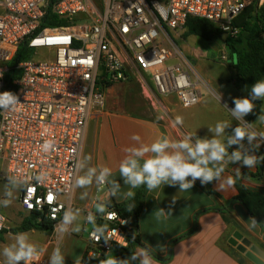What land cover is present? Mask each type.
Returning a JSON list of instances; mask_svg holds the SVG:
<instances>
[{
    "label": "built area",
    "instance_id": "2783aa9c",
    "mask_svg": "<svg viewBox=\"0 0 264 264\" xmlns=\"http://www.w3.org/2000/svg\"><path fill=\"white\" fill-rule=\"evenodd\" d=\"M256 2L264 0H0V92L21 43L28 42L32 51L16 66L21 73L15 94L22 104L15 112L0 111L4 179L22 174L33 185L31 192H20L23 211L55 228L63 211L73 207L74 161L81 158L92 111L105 106L109 85L133 77L150 102L175 95L184 108L200 103L203 87L213 92L174 33L196 17L234 37V19ZM48 18L56 25H45ZM40 51L52 60H34ZM46 141L54 144L47 153L42 151ZM40 173L47 175L42 185L31 179ZM107 211L112 218L98 216L97 224L108 225L111 241L96 243L91 229L85 260L99 261L115 247L128 246L130 218L115 208ZM0 224V231L9 229L2 212ZM37 264L48 260L41 257Z\"/></svg>",
    "mask_w": 264,
    "mask_h": 264
},
{
    "label": "crops",
    "instance_id": "0c3cea01",
    "mask_svg": "<svg viewBox=\"0 0 264 264\" xmlns=\"http://www.w3.org/2000/svg\"><path fill=\"white\" fill-rule=\"evenodd\" d=\"M191 37L192 35L188 37L186 43L181 45L182 47L180 46L185 52L191 50L188 49L190 45L188 41ZM197 59V57L192 59L194 66ZM233 75L227 80L234 85L235 91L226 92L218 87L217 91L222 94L221 105L215 99L217 92L212 88L211 80L205 77L203 78L209 83L213 92L203 87L202 100L192 108H184L175 95L159 97L151 102L147 99L149 105L140 106L136 103L129 108L112 109L105 102L103 108H96L91 113L80 159L91 157V166L110 167L113 170V178L121 183L123 191H127V186L123 185V180L119 177L118 164L125 155V149L136 143L131 140L133 135L140 136L141 141L146 144L162 135H167L173 140L185 133L196 134L200 138L206 136L211 138L212 134L207 127L214 126L219 121L236 122L224 108V105H227L228 109L233 108V99L242 98L244 94L236 82L235 69ZM112 90H114L113 85L108 88L106 98ZM195 109H198L197 113L194 112ZM142 110L143 113H141ZM177 117L182 118L183 123L173 127ZM254 127L258 132H264V123L255 121ZM260 148H264V145L262 144ZM236 167L239 165L227 166L224 175L233 178L234 186L224 191L216 189L215 181L201 185L199 180L185 192H180L178 185H162L152 192H149L146 186L139 187L145 191V198L138 215L137 232L142 243L146 247H152L155 264H255L240 252L238 247L243 241H249L264 252V228L259 224L255 228H250L251 216L240 202L234 201V198L238 194L237 180L242 181L243 185L249 189L262 193H264V180L237 176L233 170ZM0 170V191L4 192L7 183L4 179V164L1 165ZM256 170L257 166L253 169L241 168L242 174L246 171L256 172ZM84 191L88 192V196L81 199ZM20 192H15L18 196L16 212L3 213L8 219L9 229L0 237V249L14 241L17 233H13L12 229L20 226L28 215L24 214L26 212L19 204ZM173 197L176 198V203L171 209L172 215L166 220H157L155 211L160 208L168 211ZM3 198L2 196L1 199ZM100 198L108 200L107 187L99 189L93 184L88 189H75L72 208L79 210V216L83 221L80 234L71 232L61 239L54 230L51 234L35 229L27 231L32 242L44 250L41 257L48 260L53 249L60 247L65 255V264H74V260L79 256L83 257L84 264H99V261L85 260L88 235L86 237L84 233L87 232L88 226H91L85 223V213L89 209L96 213L95 205ZM112 200L117 203L126 201L117 198H111L110 201ZM137 247L138 245L132 247V253ZM121 255L122 252L119 250H113L105 258L107 256L119 258ZM3 259L0 256V264H3Z\"/></svg>",
    "mask_w": 264,
    "mask_h": 264
},
{
    "label": "clouds",
    "instance_id": "9594fccd",
    "mask_svg": "<svg viewBox=\"0 0 264 264\" xmlns=\"http://www.w3.org/2000/svg\"><path fill=\"white\" fill-rule=\"evenodd\" d=\"M247 88V86H246ZM215 99L221 105L222 94L215 93ZM264 101V79L256 81L249 89V95L233 99L234 107L231 109L224 105L231 114L236 126L229 121H219L214 126L207 127L212 134L211 138L198 137L196 134L185 133L178 139H171L167 135H162L151 143H143L141 137L133 135L131 140L136 142L133 146L125 149V155L119 161V177L123 180V185L128 190L123 191L121 183L113 178V170L108 166H91V157L78 158L74 161V178L71 187L75 189H88L93 184L99 189L107 187L108 200L100 198L95 205L96 213L89 211L85 217V222L92 225L91 236L96 243L101 239L107 244L111 241L106 235L107 224H97L98 215L100 217L112 218V213L107 209L110 206L111 198L130 199L134 198L133 189L146 186L152 192L162 185L179 186L180 192L189 191L197 180L201 185L216 182L217 190L224 191L226 188L234 186L231 176L224 173L228 165L238 164L233 168L237 176H242L241 168L253 169L257 164L264 165V154L257 155L262 144H264V132H258L254 123L245 120V117L256 108L255 101ZM19 97L11 91L0 92V111L15 112L20 105ZM264 123V109L261 110L257 120ZM182 118L177 117L173 122V127L182 125ZM231 129V131H228ZM54 144L46 141L42 145V151L50 152ZM230 149H232L230 151ZM36 184H44L47 180L45 173L34 175L31 178ZM33 185L29 179L22 174L10 175L4 187L3 199L0 205L7 207L10 205L14 193L18 191L31 192ZM88 192L81 194V199H85ZM176 203L173 197L168 211L160 208L155 211L157 220L167 219L171 216V209ZM136 205H129L132 210ZM31 208V205H29ZM79 210L67 208L63 211L62 218L55 226L54 231L58 238H63L65 234L81 231L77 224ZM250 228H255L258 221L255 217H250ZM122 223H127L123 221ZM3 224H0V228ZM135 239V233L133 234ZM152 248V247H151ZM150 247L138 246L134 253L125 259L115 256H107L99 260V264H155V257L152 255ZM44 250L32 242L27 232H19L15 235L14 241L0 249L3 264H37L41 259ZM96 258L89 256V259ZM48 264H65V255L60 247L53 249L48 258ZM74 264H84L82 256L74 260Z\"/></svg>",
    "mask_w": 264,
    "mask_h": 264
},
{
    "label": "trees",
    "instance_id": "16d2710c",
    "mask_svg": "<svg viewBox=\"0 0 264 264\" xmlns=\"http://www.w3.org/2000/svg\"><path fill=\"white\" fill-rule=\"evenodd\" d=\"M64 24V23H61ZM45 25H56L51 23V18L46 19ZM233 25L238 29V34L234 37L229 36L224 44L230 50L232 57H235L234 69L236 70V80L239 88L243 91L244 97L249 95V89L258 80L264 79V3L261 6H249L240 13L233 21ZM186 36H196L205 41L211 42L216 39H222V31L212 22L189 17L186 25ZM32 51L28 42L21 43L16 56L8 63L9 71L6 74V86L4 91L16 92L15 80L20 76V70L17 64L23 60L30 58ZM112 85H109L111 87ZM247 86V88H246ZM259 100L255 101L256 103ZM236 126V122L233 123ZM228 131H231L229 129ZM232 149H230L231 151ZM264 154V148H259L257 155ZM243 176L245 178H257L264 180V165L257 164L256 172L246 171ZM238 191L234 201L240 202L251 217H255L258 224L264 228V193L252 190L243 185L242 181H236ZM134 198L127 199L122 203L114 200L110 201V208H115L122 216L130 218L134 213L139 215L145 198V191L139 188L134 191ZM129 205H136L132 210ZM40 230L47 234H51L54 230L53 223L44 218L39 217L36 213L28 214L21 225L12 229L13 233L27 232L30 230ZM6 232L0 231L1 235ZM135 233V239L133 234ZM127 247H115L113 250H119L122 255L119 259H125L132 253V247L135 245L146 247L137 232L132 229L127 235ZM103 260V259H102Z\"/></svg>",
    "mask_w": 264,
    "mask_h": 264
},
{
    "label": "rangeland",
    "instance_id": "374dc122",
    "mask_svg": "<svg viewBox=\"0 0 264 264\" xmlns=\"http://www.w3.org/2000/svg\"><path fill=\"white\" fill-rule=\"evenodd\" d=\"M261 5L262 4L259 2H256L251 6L259 7ZM186 31L187 30L184 27L183 29L174 33L173 39L179 47L188 40L189 36H186ZM188 42H190L188 49L191 50H186V52L182 50L183 54L189 61H192L193 58H198L195 65L196 70L202 77L211 80L212 88L216 92H218V87L226 92L235 91L234 85L230 84L227 79L234 74V64L236 60L235 57H232L231 52L224 44V41L222 39H216L214 41L208 42L196 36H192L191 40ZM198 54L200 55L198 56ZM223 55H226L228 59L223 60ZM33 59L36 61H45L52 60V57L47 56L46 51H40V56L34 57ZM113 88L114 90L109 92L106 98V103L109 104L112 109H119L122 107L129 108L130 105H134L136 103L140 106H143L144 104L149 105V101L143 95L137 80L133 77L125 83L114 84ZM254 103L256 104V108L253 110V113L245 117V120L250 123L255 122L257 117L260 115L261 110L264 109V101L259 100L257 103ZM194 112L197 113L198 109H195ZM141 113H143V110ZM200 114L203 115V113ZM2 196L3 192L0 191V199ZM17 204L18 196L14 193V197L12 198L10 205L7 207L0 205V210L4 214H11V212L15 213V207ZM74 210L77 209L74 208ZM24 214L27 215V213ZM77 224L80 226L81 231L74 233L80 234L83 228V221L81 220L80 216L78 218ZM91 229L92 225L88 226L87 232L84 233L86 234V237Z\"/></svg>",
    "mask_w": 264,
    "mask_h": 264
},
{
    "label": "water",
    "instance_id": "95a60500",
    "mask_svg": "<svg viewBox=\"0 0 264 264\" xmlns=\"http://www.w3.org/2000/svg\"><path fill=\"white\" fill-rule=\"evenodd\" d=\"M227 38L228 35L224 33L222 40L226 41ZM130 226L135 230L139 228V217L136 213L130 217ZM238 250L244 253L255 264H264V252L259 247L252 245L249 241H243L238 247Z\"/></svg>",
    "mask_w": 264,
    "mask_h": 264
}]
</instances>
